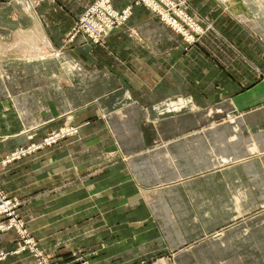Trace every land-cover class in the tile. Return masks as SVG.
Wrapping results in <instances>:
<instances>
[{"label":"crops","instance_id":"crops-1","mask_svg":"<svg viewBox=\"0 0 264 264\" xmlns=\"http://www.w3.org/2000/svg\"><path fill=\"white\" fill-rule=\"evenodd\" d=\"M93 1L0 0V153L39 142L47 121L97 103L132 181L146 186L133 200L148 235L135 242L152 262L161 254L163 264H264V0H191L230 26L194 45L139 5L102 44L82 35L69 44ZM165 101L188 106L170 129L145 121ZM176 180L188 182L163 187Z\"/></svg>","mask_w":264,"mask_h":264},{"label":"rangeland","instance_id":"rangeland-1","mask_svg":"<svg viewBox=\"0 0 264 264\" xmlns=\"http://www.w3.org/2000/svg\"><path fill=\"white\" fill-rule=\"evenodd\" d=\"M115 1L114 8L121 10L115 7ZM169 1L174 8L168 14L178 17L196 43L215 27L229 34L228 24L210 21L200 13V0ZM132 4L133 11L137 5L150 10L143 0H133ZM152 13L162 21L160 12ZM184 16L189 22H183ZM76 24L66 37L69 44L75 40L70 34ZM195 26L202 30L200 35ZM121 100L115 103L126 104ZM96 104L69 109L47 121L51 128L39 142L0 153V264H163L158 261L161 254L152 262L144 247L135 242L148 235L137 227L142 222L137 212L141 205L133 200L137 188L146 186L138 179L132 181L133 170L127 164L130 157L123 154L109 120ZM183 104L165 101L147 109L145 121H164L170 129L175 125L171 119L187 109ZM185 125L179 123V128ZM126 135L127 140L136 139ZM147 135L154 137L153 132ZM28 138L33 139L30 135ZM94 166L98 167L95 171ZM228 167L225 164L222 169ZM222 169L213 173L222 174ZM98 173L104 174L94 175ZM187 182L169 181L163 187L181 189ZM210 183V188H221L222 184L225 188L220 181Z\"/></svg>","mask_w":264,"mask_h":264},{"label":"built area","instance_id":"built-area-1","mask_svg":"<svg viewBox=\"0 0 264 264\" xmlns=\"http://www.w3.org/2000/svg\"><path fill=\"white\" fill-rule=\"evenodd\" d=\"M112 1L114 0H95L78 20V23L70 34L71 40L73 41L78 35H82L95 44H102L114 30L124 25L132 16L133 4H129L121 10H117L114 8ZM143 1L152 12H160L162 14V22L182 35L187 44L193 45L196 43L195 37L190 35L191 31L183 27L178 17L174 18L168 14V12L174 8L172 2L169 0H160L167 5V8H165L157 3L156 0ZM184 18L186 20L182 19L183 22H189L187 17L184 16ZM194 29L198 31V35L202 33L199 27L197 28L195 26Z\"/></svg>","mask_w":264,"mask_h":264}]
</instances>
